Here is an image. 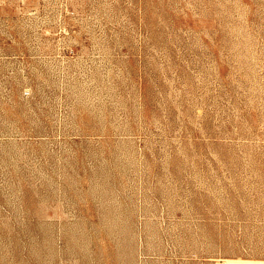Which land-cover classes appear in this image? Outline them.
Segmentation results:
<instances>
[{"label":"rangeland","instance_id":"374dc122","mask_svg":"<svg viewBox=\"0 0 264 264\" xmlns=\"http://www.w3.org/2000/svg\"><path fill=\"white\" fill-rule=\"evenodd\" d=\"M0 264H264V0H0Z\"/></svg>","mask_w":264,"mask_h":264}]
</instances>
